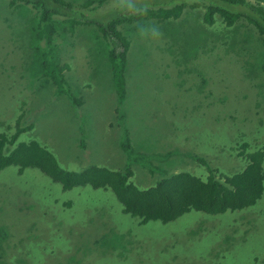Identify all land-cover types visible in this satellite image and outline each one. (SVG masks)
<instances>
[{"label":"rangeland","instance_id":"374dc122","mask_svg":"<svg viewBox=\"0 0 264 264\" xmlns=\"http://www.w3.org/2000/svg\"><path fill=\"white\" fill-rule=\"evenodd\" d=\"M172 1L188 3L177 19L143 16L129 23L120 75L107 64V38L84 22L65 23L69 32L58 28L54 52L43 61L52 65L39 68V58L33 61L27 52L34 45L25 35L30 33L19 32L28 24L0 9V132H13L17 121L31 125L19 140L47 146L61 167H129L141 188L160 178V167L204 179L208 169L197 157L217 178L241 171L246 160L240 150L264 148V69L251 56L264 43L225 47L216 41L224 31L220 15L204 22L208 0L194 6L193 0ZM121 4L105 0L98 9ZM238 22L248 26L243 18ZM53 68L62 79L59 71L48 72ZM126 138L135 148L132 156L123 147ZM149 162L157 169L150 171ZM1 225L11 245L0 243V252L7 249L3 258L26 260L29 251L30 264H264V192L243 209L190 210L166 223H140L122 211L109 188L63 189L38 168L18 173L10 165L0 171ZM111 230H130L136 238L130 247L105 243L85 253Z\"/></svg>","mask_w":264,"mask_h":264},{"label":"trees","instance_id":"16d2710c","mask_svg":"<svg viewBox=\"0 0 264 264\" xmlns=\"http://www.w3.org/2000/svg\"><path fill=\"white\" fill-rule=\"evenodd\" d=\"M82 1L79 3L75 0H0V9L16 13L20 19L29 24L28 27L21 26L19 32L27 29L28 33H31L29 41L34 45L32 48L29 47L27 52L30 57H33V61L36 56L39 58V68H43V65L49 67L52 65L47 60V63L43 61L46 59L45 56L54 52L50 51L54 46L53 43L57 44L54 36L58 33V28L66 27L67 29V24L71 27L79 22H84L96 25L103 37L107 38L105 53L110 59L107 64L112 73L117 72L120 75L121 69L126 65V53L129 48L130 40L126 32L127 28L131 26L129 23L136 22L139 17L143 16L163 20L177 19L182 8L188 4L186 1L174 3L172 0H147L145 3L142 0H123V4L120 6H109L99 10L98 6L102 5L105 0ZM208 1L204 6L205 22H213L215 13L219 14L224 22V31L221 35H217L216 41H220L225 47L231 44V46L244 50H247L245 45L253 46L258 41L264 43V0ZM192 2L193 6L200 4L198 0ZM169 3L170 6L161 7ZM155 6L158 8L154 9ZM31 8L35 10V13L26 18ZM241 18L248 22V26L238 22V19ZM65 23L67 24L65 25ZM154 23L152 24L154 25ZM121 24L122 27H120ZM66 29L64 28L60 33L66 34ZM67 31L69 32V29ZM239 42H244L245 45L239 44ZM251 56L253 64L259 63L264 69V45H261L260 49L256 48ZM245 64L249 65L248 60ZM63 68L64 66H62ZM57 71L60 72V77L56 76L57 79H62L61 70L48 69V72L55 74ZM30 127L31 125L20 126L17 121L13 132H0V171L10 165L18 167V173H22L27 167H35L52 181L60 183L63 189L84 185L94 188H109L121 203L122 211L139 218L140 223L149 221L166 223L190 210L210 214L234 211L254 205L263 196L264 148L247 154L240 150V154L245 157L246 165L238 172L222 174V177L217 178L214 170L205 160L197 157L196 159L208 169V174L204 175V179L189 171L170 173V170L166 171L160 167V178L153 185L141 188L131 181L133 170L129 167L113 170L90 165L81 171L61 167L47 146L37 140H19L21 133ZM123 147L129 156L135 152V148L130 145L127 138ZM137 156L142 159L148 157L146 153H137ZM149 164L151 165L150 171L157 169L151 162ZM40 230L43 229L40 228ZM5 232V226L1 225L0 238L4 237ZM246 233L247 231L244 232V236ZM125 234L130 235V238L124 239L125 242H123ZM29 235L32 238H40V232H32ZM64 235L69 238L68 235ZM7 236L3 238V241H0L5 244V248L11 246L7 241ZM134 238L136 236L130 230H127L126 233L111 230L110 234L103 233L100 238L94 239L93 245L85 253L96 249L98 245L103 246L105 243L113 247L125 243L130 247ZM5 248L0 252V264H30L29 251H26V260L19 256L10 257L7 260L3 258L5 250H7ZM116 249L113 248V250Z\"/></svg>","mask_w":264,"mask_h":264},{"label":"clouds","instance_id":"9594fccd","mask_svg":"<svg viewBox=\"0 0 264 264\" xmlns=\"http://www.w3.org/2000/svg\"><path fill=\"white\" fill-rule=\"evenodd\" d=\"M185 7H186V6H185ZM183 8H184V7H183ZM183 8H182V10H183ZM31 13L33 14V13H35V12H31V11H30V12H29L30 15L27 14V15H26V18H27V17H30V16L32 15ZM213 16H214V15H213ZM22 18H23V17H22ZM55 18H57V17H55ZM214 21H215V19H214ZM204 22H205V21H204ZM28 25H29V24H28ZM25 27H28V26H25ZM25 35H27V36H28V39L30 40V38H31V33H30V35H28L27 33H26ZM54 37H55V36H54ZM61 66H63V65H61Z\"/></svg>","mask_w":264,"mask_h":264}]
</instances>
